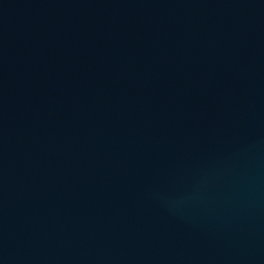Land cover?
<instances>
[{
    "label": "water",
    "instance_id": "95a60500",
    "mask_svg": "<svg viewBox=\"0 0 264 264\" xmlns=\"http://www.w3.org/2000/svg\"><path fill=\"white\" fill-rule=\"evenodd\" d=\"M0 264H264V0H0Z\"/></svg>",
    "mask_w": 264,
    "mask_h": 264
}]
</instances>
